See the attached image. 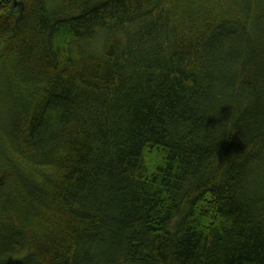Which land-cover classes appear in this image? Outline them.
I'll return each mask as SVG.
<instances>
[{"label": "trees", "instance_id": "trees-1", "mask_svg": "<svg viewBox=\"0 0 264 264\" xmlns=\"http://www.w3.org/2000/svg\"><path fill=\"white\" fill-rule=\"evenodd\" d=\"M0 264H264V0H0Z\"/></svg>", "mask_w": 264, "mask_h": 264}, {"label": "water", "instance_id": "water-1", "mask_svg": "<svg viewBox=\"0 0 264 264\" xmlns=\"http://www.w3.org/2000/svg\"><path fill=\"white\" fill-rule=\"evenodd\" d=\"M14 7H19V8H22V4H20V3H17V2H13V4H12Z\"/></svg>", "mask_w": 264, "mask_h": 264}]
</instances>
